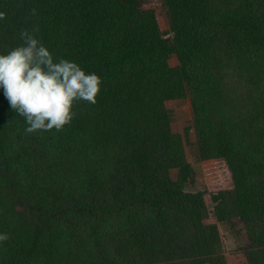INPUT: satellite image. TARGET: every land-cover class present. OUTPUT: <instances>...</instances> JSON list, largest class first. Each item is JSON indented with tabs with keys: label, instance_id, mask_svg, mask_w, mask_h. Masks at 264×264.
<instances>
[{
	"label": "trees",
	"instance_id": "trees-1",
	"mask_svg": "<svg viewBox=\"0 0 264 264\" xmlns=\"http://www.w3.org/2000/svg\"><path fill=\"white\" fill-rule=\"evenodd\" d=\"M150 1L0 0V53L27 30L102 79L60 131L28 133L0 107V264H227L221 222L243 228L246 264H264V0H159L168 31ZM186 97L192 124L174 129L167 103ZM189 130L228 187L185 190ZM5 173L56 233L28 231Z\"/></svg>",
	"mask_w": 264,
	"mask_h": 264
},
{
	"label": "clouds",
	"instance_id": "clouds-1",
	"mask_svg": "<svg viewBox=\"0 0 264 264\" xmlns=\"http://www.w3.org/2000/svg\"><path fill=\"white\" fill-rule=\"evenodd\" d=\"M19 35L21 44L0 53V92L24 117L26 132L60 131L75 116L76 101L96 103L102 79L73 60L54 57L33 33L21 30ZM7 239L0 233V241Z\"/></svg>",
	"mask_w": 264,
	"mask_h": 264
},
{
	"label": "rangeland",
	"instance_id": "rangeland-1",
	"mask_svg": "<svg viewBox=\"0 0 264 264\" xmlns=\"http://www.w3.org/2000/svg\"><path fill=\"white\" fill-rule=\"evenodd\" d=\"M151 5L155 7L158 22L160 27L164 31L169 29V17L165 8H162L159 0H151ZM245 81L241 82L239 87L240 90H247L245 87ZM238 90V92H240ZM242 92V93H244ZM244 104V99L241 100ZM7 100L0 102V107L6 106ZM168 109H170V119L173 123L174 129L188 128L192 124V108L189 97L181 101L168 102ZM2 109L0 108V115ZM2 127L0 125V139H1ZM188 140L186 143V150L189 159L191 160L192 167L196 174V185H185V190L189 192H215L220 189L229 186V177L225 170L220 173L215 171L216 164H204L199 159L198 148L195 143L194 133L192 130L188 131ZM221 166V163L219 164ZM223 167V166H222ZM224 168V167H223ZM4 174L6 185L10 190L12 202L16 213L21 217L24 225L28 231L35 237H48L51 233H56L58 221L55 218L50 217L48 214L41 212L37 204L31 197L26 194H22L19 191L18 186L12 178H8L9 175ZM170 176L173 180L177 177V171L171 170ZM217 180V182H215ZM205 201L209 209L211 210L212 204L208 195H205ZM213 215L210 216L209 222H214ZM218 230L222 239L221 252L223 253L227 264H246L242 246L244 245L245 232L241 226L237 224L231 225L229 222L218 223Z\"/></svg>",
	"mask_w": 264,
	"mask_h": 264
}]
</instances>
